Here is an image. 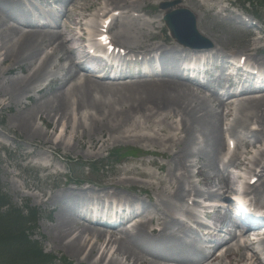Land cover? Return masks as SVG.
<instances>
[{
    "label": "bare ground",
    "instance_id": "1",
    "mask_svg": "<svg viewBox=\"0 0 264 264\" xmlns=\"http://www.w3.org/2000/svg\"><path fill=\"white\" fill-rule=\"evenodd\" d=\"M129 1L131 0H106V3L108 7L130 8ZM147 1L133 0L132 6L133 3L143 5ZM157 1L167 4L170 11H177L181 16L179 17L181 24L182 22L186 23L185 19L194 20L199 35H204L197 27L201 13L193 7L202 9L203 13L217 15L228 13L224 8L218 10L215 6L206 7L203 0ZM2 2L8 6V9L16 7V4L10 0H2ZM209 2L218 5L223 1L209 0ZM4 8L0 7V22L3 19L1 15H3L12 23L15 21L18 26L22 27L25 24L27 31L21 32L18 27L11 26L7 35L0 36L1 65L6 66L5 71L0 70V76L2 72H10L14 68H23L24 66L32 67V71L26 78L13 80L10 84L2 87L1 96L5 100L1 104L3 109L11 108L13 102L19 103L22 99H32L31 89H35L36 93L42 92V89L35 87V84L45 76L51 59L57 53L61 54L60 60L65 61L68 66L65 78L69 79L80 71L74 62L75 52L83 43H86L87 36H94L99 18L94 16L93 19H89L90 23L86 25L88 21L85 22L86 24H82L75 17L73 22L78 27V32L76 30L75 32L79 36L75 40L66 38L60 31L48 32L44 30L47 25H38L40 18L43 17L45 20V16L41 13H33L30 9H26L15 15H10ZM162 16L163 12H160L159 23L162 21ZM106 17H108L107 14ZM20 21L24 23L20 24ZM129 29L127 25H121L122 31L114 36L113 40L116 44H127L124 46L131 52L133 44L138 43L139 36ZM180 35L185 40L192 38L186 33ZM195 41V39L191 40V42ZM174 45L176 48L184 50L191 49L188 43L181 45L174 41ZM203 47L215 55L222 54L211 40L203 44ZM44 48H49V51L44 52ZM176 48L161 51L179 54V50ZM157 51L160 49L149 48L147 50L148 53ZM38 56L42 57L40 61L37 60ZM248 60L256 66H262L264 63L257 59ZM83 75L80 79L77 78L76 83L70 88L65 90L59 88V92L49 101L42 103L34 101L29 107L20 104L13 116V122L31 143L58 150L63 138L69 135L70 122L75 121L76 116L85 115V119L91 122L92 127L88 132L82 121L78 120L80 118L76 119L79 125H76L71 137L78 144L82 145L84 138H88L92 146L101 142H105V145L110 140L139 142L152 140L153 143H157L159 140L167 144L172 155L166 165L157 167L159 171L165 169V177H159L145 168L133 166L121 169L125 178L117 179L109 185L116 189L123 186L125 188L137 186L144 193L151 192L155 198L153 212L143 209L132 221L121 225L120 230L106 234L103 230L85 226L93 225V222L87 220L86 222V211L83 212L82 206H76L73 207V212L84 213L83 216L80 214L77 216L79 220L83 221V225H78L68 215L58 214L53 227L54 242L64 244V249L77 258L96 259L97 264H120L118 258L125 260L128 264H223V262L227 264H264L257 253L252 252L249 246L239 244L238 241L228 245L223 251H220L223 248L221 246L213 250H206L182 241L179 236V231L190 229V224L196 223L192 210L196 206L193 199L195 197L206 200L222 199L240 189L241 196L246 203L264 209V200L262 201L260 197V194L264 193V95H258L260 96L258 98H249L247 94H240L237 97L229 98V103H224L214 94L207 96L201 92L198 94L195 91L197 85L193 81L182 80L176 70L168 72V69H163L157 78H151L148 81L138 79L119 88L104 82L107 80L105 77L95 79L94 76L86 72ZM53 81L57 82V79ZM212 103L216 104L214 108H212ZM217 110H219L218 113ZM159 113H169L179 118L184 136L178 138L171 133L165 139L160 140L156 136L149 138L145 134L135 132L134 129L138 128V123H134V117L138 116L149 121L152 116ZM36 120L47 122L50 120L52 131L42 133L35 125ZM226 120H229L230 123H224ZM165 121L167 118H162L159 122L165 124ZM128 124H130L129 128L125 129ZM252 125L254 127L251 133L254 143L237 137V144L233 152L225 155L227 167L235 168V170L244 167V170H240L239 173L235 171L215 173L213 166L215 159L220 158L226 150L225 134H232L235 137V128L249 130ZM58 131H60V135ZM159 132L165 133V129ZM108 133H110V138L107 141ZM195 133H202L207 139L211 153L205 154V162L207 167L214 171V175H204L203 166H198L201 161L198 160L199 158L194 159L196 155ZM55 137L58 139L56 142L53 141ZM249 143L252 147L251 152L245 148ZM254 144H258V146ZM150 165L154 164L150 163ZM175 171H178L179 175L176 176ZM136 176L144 180L136 181L134 178ZM198 177L201 178L204 190L197 187V182H192V178ZM252 179H256V182L250 185ZM184 180H187L186 188L183 185ZM71 196L76 197L74 192H71ZM99 197L107 199L108 202L118 200V204L126 202L129 205H139V208H142L140 203L125 195L101 193L100 196H97V198ZM170 199L174 201H168ZM189 201H192L191 208H189ZM158 206L161 207L159 211L157 210ZM65 208L67 212L72 213L70 207ZM128 225H131V229L124 228ZM227 234L230 236V241L236 239L235 232L231 229Z\"/></svg>",
    "mask_w": 264,
    "mask_h": 264
},
{
    "label": "rangeland",
    "instance_id": "2",
    "mask_svg": "<svg viewBox=\"0 0 264 264\" xmlns=\"http://www.w3.org/2000/svg\"><path fill=\"white\" fill-rule=\"evenodd\" d=\"M221 1L223 2L215 5L209 2V0H203L206 7L215 6L218 10L224 8L227 9L228 13L219 15L203 13L202 9L193 7L201 13L197 27L205 35L194 37L197 39L195 44L201 47L211 40L222 54L224 53L234 57L243 56L248 57V59H257L264 62V2L261 0ZM248 1H250V4ZM10 2L16 4L14 9H8V6L0 0V7H5L4 10L8 14L15 15L26 9H30L33 13L41 12L46 17V20L42 17L38 20V24L45 25L46 23H50L44 30L48 32L60 31L68 39H76L75 30H77V26L73 22L75 17L82 24H86V21L89 24V19H93L94 16H98L100 19L103 11L112 12L118 10L117 12H120L121 15L112 24L110 30L112 39L122 31L121 25H127L130 28L129 30L139 36L137 39L138 43L133 44L132 51L134 52L146 51L149 48L160 50L176 48L163 22H158V15L161 12L158 6L162 2L160 3L157 0H148L143 5L133 3V6V0H131L128 4L130 8H122V6L108 7L106 0H10ZM242 13L251 19V21H255V28L245 31V25H238L235 22L239 20V16H243ZM1 16L3 19L0 22V36L7 35V31L11 26L18 27L21 32L27 31L25 24L21 27L15 21L12 23L10 20L5 19L6 17L3 15ZM101 21L97 20L98 24L96 29H100ZM23 23V21H20V24ZM1 45L0 43V48ZM117 45L123 49H126L127 46V44H124L126 46L122 44ZM255 47L258 50H253ZM48 51L49 48H44V52ZM126 51L129 50L126 49ZM163 55L165 57L162 61L175 58V54L168 51ZM60 57L61 54L59 53L53 56L45 76L35 84V87L41 88L42 92L36 93L35 89H31V93H29L32 99H22L19 103L13 102L11 108L3 109L1 106L5 101L1 96L2 87L10 84L13 80L26 78L28 74H31L32 67L26 68L24 66L23 68H14L10 72H2L0 76V187L2 193L9 198V202L15 207L23 209L27 205L29 208L35 209L38 212L36 225L29 233V236L32 241L37 242L43 252L55 258L56 261L54 264H62L64 261L67 263L71 262L72 264H97L96 259L83 260V258H77L64 249V244L54 242L53 227L58 214L68 215L76 221L75 223L83 225V221L77 217L79 213L76 211L73 212V207L81 206L89 199H96L101 193L125 195L135 202L140 203L144 209L153 212L155 198L151 192L146 191L144 193L137 186L132 188H125L123 186L122 188L116 189V187H109V185L117 179L125 178L120 171L121 169L133 166L145 168L154 172L159 177H165V169L159 171L157 167L166 165L169 162L172 151L169 150L166 143L159 140H157V143H153L152 140L148 142L108 141L110 133L106 137L108 143L105 145V142H101L92 146L88 138L82 140V145L78 144L71 137L76 125H79L78 120L82 121V124L87 128L88 132L92 127L91 122L85 119V115L76 116L75 121L70 122L68 129L69 135L63 138L58 150L42 147L37 143H31L13 122V116L20 104L29 107L32 106L34 101L40 103L49 101L59 92V88L63 90L68 89L76 83L77 78L80 79L82 77H78L80 74V71H78L73 77L69 79L65 78L66 71L68 72V66L65 61L60 60ZM41 58V56H38L37 60L40 61ZM1 61L2 57L0 56V70L5 71L6 66L1 65ZM224 75L225 72L221 70L210 74L209 79L212 83L209 86L213 87L212 90L219 88L220 86L218 84H223ZM55 79H57V82L53 81ZM139 79L148 81L145 77ZM137 80L135 78L133 80H106L104 82L119 88ZM195 91L198 94L200 92L204 93L206 96L215 94L214 91H209L206 88L200 89V87ZM248 97L258 98L260 96ZM224 103L229 102L225 101ZM211 105L214 108L216 104L212 103ZM218 112L219 110H217ZM162 118H167L165 124L159 122ZM133 120L134 123H138V128L134 129L135 132L145 134L149 138L156 136V138L161 140L168 137L171 133L178 138L184 136L179 118L169 113L156 114L149 121H145L144 118L138 116L134 117ZM228 121L226 120L224 123H230ZM35 125L42 133H50L52 131L50 120L48 122L36 120ZM129 126L130 124L125 129L129 128ZM250 127L249 130L246 128H235V137L232 134H225V137H227L224 143L225 149L227 148V140L232 139L235 143L237 137L254 143L251 133L254 126L252 125ZM162 129H165V133L159 132ZM58 133L60 135V131ZM194 137L196 154L194 159L199 158L198 160L201 161V164L198 163V166H203L204 175H214V171L209 169L205 162V154L211 153L205 135L195 133ZM57 140L56 137L53 139L54 142ZM250 143L245 146L248 152L252 151ZM255 146H258V144ZM218 159H215V163L213 164L215 173H226L228 171L239 173L240 170H244V167H240L237 170L227 167L224 154ZM194 161L198 162L197 160ZM150 163L154 165H150ZM141 164H144V166H141ZM175 175H179V172L175 171ZM134 178L140 182L144 180L138 176ZM186 181H183L185 188L187 187ZM192 182H197L199 189H205L200 177L192 178ZM71 192H74L76 197L71 196ZM260 197L263 201L264 193H261ZM168 201L173 202L174 200L170 199ZM65 207H70L72 213L67 212ZM160 209L161 207L158 206L157 210L159 211ZM219 220H222V218ZM85 226L95 227L88 224ZM95 228L104 231L102 227ZM179 236L184 242L195 241L193 234L187 229L179 231ZM118 262L120 264H128L121 258H118ZM223 264L227 263L223 262Z\"/></svg>",
    "mask_w": 264,
    "mask_h": 264
},
{
    "label": "trees",
    "instance_id": "3",
    "mask_svg": "<svg viewBox=\"0 0 264 264\" xmlns=\"http://www.w3.org/2000/svg\"><path fill=\"white\" fill-rule=\"evenodd\" d=\"M37 216L35 209L12 205L0 187V264H53L52 256L30 239Z\"/></svg>",
    "mask_w": 264,
    "mask_h": 264
},
{
    "label": "water",
    "instance_id": "4",
    "mask_svg": "<svg viewBox=\"0 0 264 264\" xmlns=\"http://www.w3.org/2000/svg\"><path fill=\"white\" fill-rule=\"evenodd\" d=\"M178 15L177 12L175 13H171V12H167L165 18H164V21L168 27V29L170 30L172 36L175 38V39H178L180 40V33L176 27V24H175V17ZM190 33L194 34V35H197V31H196V28H195V23H194V20L191 19V24H190Z\"/></svg>",
    "mask_w": 264,
    "mask_h": 264
}]
</instances>
